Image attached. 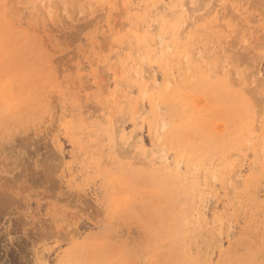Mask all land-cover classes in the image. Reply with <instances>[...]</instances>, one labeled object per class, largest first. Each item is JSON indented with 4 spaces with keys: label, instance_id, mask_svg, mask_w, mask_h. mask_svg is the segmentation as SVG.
Masks as SVG:
<instances>
[{
    "label": "rangeland",
    "instance_id": "1",
    "mask_svg": "<svg viewBox=\"0 0 264 264\" xmlns=\"http://www.w3.org/2000/svg\"><path fill=\"white\" fill-rule=\"evenodd\" d=\"M0 264H264V0H0Z\"/></svg>",
    "mask_w": 264,
    "mask_h": 264
}]
</instances>
